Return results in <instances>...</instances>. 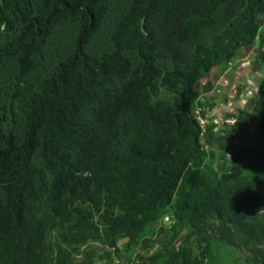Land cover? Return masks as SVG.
Masks as SVG:
<instances>
[{
	"label": "trees",
	"instance_id": "trees-1",
	"mask_svg": "<svg viewBox=\"0 0 264 264\" xmlns=\"http://www.w3.org/2000/svg\"><path fill=\"white\" fill-rule=\"evenodd\" d=\"M0 264H264V0H0Z\"/></svg>",
	"mask_w": 264,
	"mask_h": 264
},
{
	"label": "crops",
	"instance_id": "crops-1",
	"mask_svg": "<svg viewBox=\"0 0 264 264\" xmlns=\"http://www.w3.org/2000/svg\"><path fill=\"white\" fill-rule=\"evenodd\" d=\"M240 65H241V67H243L244 65L245 66H244V68L237 69V67H240ZM234 67H235L236 70L234 69ZM234 67L230 66L221 75H219V70L218 69L213 70L211 76L212 77L216 76V77H218V79H217V81L215 83V86H216L215 89L213 91L207 93V94H211V93L215 94L217 92L219 93V91H220V95L223 98V100L225 101L227 99V97H226L227 96V92L230 91V88L229 89L226 88L229 85V82H231V84H232L233 81L240 82L241 83L240 86H237V84H236L235 89H236L237 94H235V97L237 99H239L240 101H242V104L246 103V107L243 108V109H247L248 112L250 113L251 112V107L253 105L252 94L255 91L254 87H256L255 86L256 79H254V76H250V74H246L247 76H245L243 74H245V73H254V71L252 70V65H251V63L250 64H246V62L240 60L239 62H237L236 65H234ZM246 68L248 69L249 72L245 71V73H243V71ZM229 74H232V77L228 76ZM211 76H209V77H211ZM224 76L226 77V79H228V81L223 78ZM242 84H244V86ZM214 97H215V95H214ZM207 98H208V96H207ZM232 98H234V95H230L229 99H227V100L229 101ZM215 108H214V110L212 112L216 111ZM218 111H220V110H218ZM217 114H219V113H217ZM225 116L226 115H224V114H223L222 117H216V116L212 115L211 118L216 124H222L224 119H226ZM206 117H208V116H206ZM219 129H222L220 125H219ZM251 129H254V124H252ZM251 139H252V136H250L246 140V142L247 143L250 142Z\"/></svg>",
	"mask_w": 264,
	"mask_h": 264
},
{
	"label": "rangeland",
	"instance_id": "rangeland-1",
	"mask_svg": "<svg viewBox=\"0 0 264 264\" xmlns=\"http://www.w3.org/2000/svg\"><path fill=\"white\" fill-rule=\"evenodd\" d=\"M245 53H247V54H246V57H244V59L241 60V61L246 62V64H250V63H252L253 58H254V57H253L252 50H248V51L245 52ZM244 66H245V65H244ZM244 66L241 67V65H240V67H237V69L244 68ZM231 67H234V65L231 66ZM234 69H235V67H234ZM235 70H236V69H235ZM245 71H248V69L246 68V69L243 71V73H245ZM248 72H249V71H248ZM246 74H250V76H254V79H256V82H257L258 77L260 76V73H258V74H255V73H245V74H243V75L247 76ZM228 76H231V77H232V74H229ZM223 78L226 79L225 76H224ZM204 80H205V79L202 78V79L200 80V82L202 83ZM226 80L228 81V79H226ZM256 82H255V86H256ZM236 84H237V86H240V85H241L240 82L233 81L232 84H231V82H229V85L226 87L227 89L230 88V91L227 92V96H226L227 99H229V96H230V95H234V98H232L233 100L230 99V100L228 101V100L226 99V100L224 101L223 98H222L221 95H220V91H219V93L217 92V93H215V94L211 93V94H207V95H206V96H210V97H212V96L215 95V97L212 98V99H213V103L215 104V107H216V108H215V109H216L215 112H212V113H211V112H207L206 116L211 117L212 115H214V116H216V117H222L223 114H224V115L234 114V113H237V112H239L240 110H242L243 108L246 107V103H245V104H242V101H240L239 99H237V98L235 97V94H237L236 89H235ZM230 85H231V86H230ZM242 85L244 86V84H242ZM245 87H246V86H245ZM245 87H244V88H245ZM254 89H255V91H254V93L252 94V99H253L254 96L257 95V93H258L257 87H254ZM230 92H231V93H230ZM218 110H220V111H218ZM217 113H219V114H217ZM216 120H217V119H216ZM199 121H200V119H199ZM222 124H223V123H222ZM222 124H219V125L221 126V128H223ZM224 128H225V126H224Z\"/></svg>",
	"mask_w": 264,
	"mask_h": 264
},
{
	"label": "built area",
	"instance_id": "built-area-1",
	"mask_svg": "<svg viewBox=\"0 0 264 264\" xmlns=\"http://www.w3.org/2000/svg\"><path fill=\"white\" fill-rule=\"evenodd\" d=\"M224 122L229 125V126H234L235 125V119L232 118H227L224 120Z\"/></svg>",
	"mask_w": 264,
	"mask_h": 264
}]
</instances>
